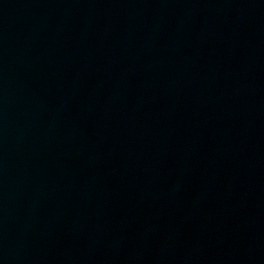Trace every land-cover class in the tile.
I'll list each match as a JSON object with an SVG mask.
<instances>
[{"label": "water", "instance_id": "95a60500", "mask_svg": "<svg viewBox=\"0 0 264 264\" xmlns=\"http://www.w3.org/2000/svg\"><path fill=\"white\" fill-rule=\"evenodd\" d=\"M83 264H264V0H86Z\"/></svg>", "mask_w": 264, "mask_h": 264}]
</instances>
